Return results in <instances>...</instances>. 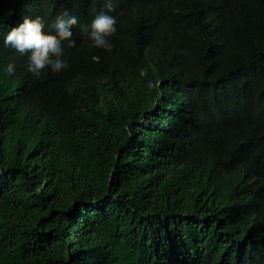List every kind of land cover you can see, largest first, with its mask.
<instances>
[{
    "label": "trees",
    "instance_id": "obj_1",
    "mask_svg": "<svg viewBox=\"0 0 264 264\" xmlns=\"http://www.w3.org/2000/svg\"><path fill=\"white\" fill-rule=\"evenodd\" d=\"M66 10L36 76L3 40ZM0 264H264V0H0Z\"/></svg>",
    "mask_w": 264,
    "mask_h": 264
},
{
    "label": "clouds",
    "instance_id": "obj_2",
    "mask_svg": "<svg viewBox=\"0 0 264 264\" xmlns=\"http://www.w3.org/2000/svg\"><path fill=\"white\" fill-rule=\"evenodd\" d=\"M109 10L112 5L109 2ZM78 17L72 15L67 10L58 15L49 25V31H45L44 20L37 16L35 18L25 17L17 25L11 27L3 40V45L12 48L21 55H28V71L39 76L45 68H51L53 72H58L68 67L65 59L63 40H70L73 36L72 28L78 25ZM117 19L111 15L101 13L91 22L90 38L94 46L111 49L108 37L116 33ZM70 46H75V42L70 40ZM15 66L9 63L7 73H14ZM150 88L156 87L152 82Z\"/></svg>",
    "mask_w": 264,
    "mask_h": 264
}]
</instances>
